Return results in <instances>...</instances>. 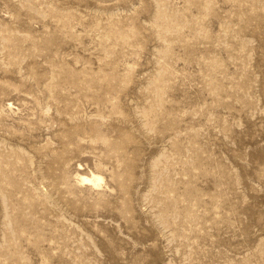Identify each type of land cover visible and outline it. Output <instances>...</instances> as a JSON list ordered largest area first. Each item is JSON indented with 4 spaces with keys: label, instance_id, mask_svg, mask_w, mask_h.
<instances>
[{
    "label": "rangeland",
    "instance_id": "rangeland-1",
    "mask_svg": "<svg viewBox=\"0 0 264 264\" xmlns=\"http://www.w3.org/2000/svg\"><path fill=\"white\" fill-rule=\"evenodd\" d=\"M0 264H264V0H0Z\"/></svg>",
    "mask_w": 264,
    "mask_h": 264
}]
</instances>
